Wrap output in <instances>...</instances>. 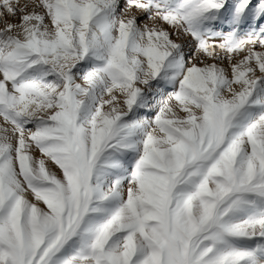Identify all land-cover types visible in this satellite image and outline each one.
Masks as SVG:
<instances>
[{"label":"snow or ice","instance_id":"snow-or-ice-1","mask_svg":"<svg viewBox=\"0 0 264 264\" xmlns=\"http://www.w3.org/2000/svg\"><path fill=\"white\" fill-rule=\"evenodd\" d=\"M0 19V264H264V0Z\"/></svg>","mask_w":264,"mask_h":264},{"label":"rangeland","instance_id":"rangeland-1","mask_svg":"<svg viewBox=\"0 0 264 264\" xmlns=\"http://www.w3.org/2000/svg\"><path fill=\"white\" fill-rule=\"evenodd\" d=\"M23 2V0H22ZM8 22H18V18L17 19H12V18H7ZM4 26V19H0V27H3Z\"/></svg>","mask_w":264,"mask_h":264}]
</instances>
